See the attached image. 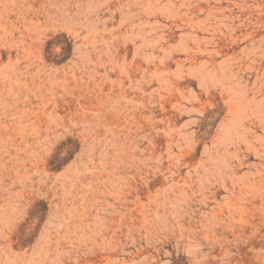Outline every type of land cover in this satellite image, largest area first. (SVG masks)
<instances>
[{"label":"rangeland","instance_id":"1","mask_svg":"<svg viewBox=\"0 0 264 264\" xmlns=\"http://www.w3.org/2000/svg\"><path fill=\"white\" fill-rule=\"evenodd\" d=\"M0 264H264V0H0Z\"/></svg>","mask_w":264,"mask_h":264}]
</instances>
